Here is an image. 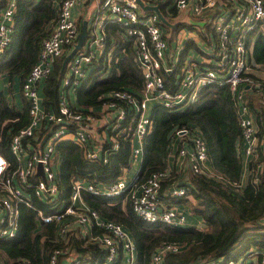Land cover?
Here are the masks:
<instances>
[{"label": "built area", "instance_id": "obj_1", "mask_svg": "<svg viewBox=\"0 0 264 264\" xmlns=\"http://www.w3.org/2000/svg\"><path fill=\"white\" fill-rule=\"evenodd\" d=\"M87 1L60 0L53 30L43 41L38 61L22 82L21 90L29 102L30 117L28 124L13 135L10 143L11 153L17 161L16 168L9 171L8 160L0 153V238L11 239L17 235L18 204L33 207L36 198L47 202L51 208L46 213L34 207L37 215L46 222L58 223V232L62 238L77 236L85 243L96 244L102 249L83 252L70 247L56 249L50 256L49 264H59L62 255L68 256L72 264H136V243L130 232L122 224L103 217L85 201L82 192L109 197L126 194V198L132 202L133 211L143 220L187 225V213L175 205H165L159 195L162 178L168 173L154 172L141 181L138 179L137 168L141 166L144 157V137L152 128L151 107L160 104L169 109L185 108L198 99L203 86L211 83L228 84L238 104L243 159L248 162L256 155L259 131L251 114L247 92L260 89L263 85L247 74L248 32L260 31V26L264 25V0H143L145 4L168 2L169 7H174L178 13L203 22L205 26L213 28L215 33L214 42L209 37L206 40L210 43L201 42V61L185 60L179 66L181 76L171 85L166 81L165 74H170L178 67L179 49L189 32L203 33L200 23L192 25V28H179L170 40L165 25L155 11L143 10L135 0H101L99 8L104 14L108 11L109 19L122 28L143 77L144 85L139 97L127 89H116L108 94L112 98L127 101L132 108L134 116L130 118L131 123L127 127L124 124L125 128L122 127V122L127 118L125 106L110 101L105 103L102 109L105 111L97 115L92 107L86 110L73 107L67 97L68 88L77 89L81 86L96 66L93 67L97 58L95 48L104 47L106 43V34L101 26L103 18L99 22L101 33L95 27L90 40L67 62L56 112L45 107L40 93L42 82L57 60L76 44L79 27L73 17L74 8ZM16 4L17 0H6L0 9V55L5 53L12 41ZM117 46L119 44H115V48ZM207 47L210 50L208 53L204 52ZM97 64L100 66L99 72L108 69V63ZM260 90H264V87ZM45 120L56 124L44 140L45 146L38 148L26 143V138H36V132ZM97 125L102 128L103 152L101 145L92 141ZM120 133L128 134L131 141L128 162L122 172L114 180L101 185L94 182L85 184V180L74 176L68 196L64 199L54 168L58 142L71 139L83 147L85 158L104 163L111 153L119 149ZM170 154L177 164V172L178 169L187 170L188 174L213 172L208 163L205 140L196 125H183L172 133ZM39 163L42 164L43 177L37 174ZM172 170L167 168V171ZM131 172H135L132 177ZM188 183L190 178L181 174L179 180L171 184L168 194L172 197L190 195ZM181 248L182 244L178 242L163 243L152 255L153 264H166L164 255ZM242 263L241 259L210 258L201 264Z\"/></svg>", "mask_w": 264, "mask_h": 264}, {"label": "trees", "instance_id": "obj_2", "mask_svg": "<svg viewBox=\"0 0 264 264\" xmlns=\"http://www.w3.org/2000/svg\"><path fill=\"white\" fill-rule=\"evenodd\" d=\"M5 2L6 0H0V9ZM59 3L60 0H17L12 41L5 53L0 55V78L8 77L7 89L10 91L16 84L22 85L38 61L43 41L51 34L58 17ZM160 9L169 21L179 19L178 29L189 25L180 19L181 14L175 8L169 9L168 2L162 3ZM170 11L173 12L172 15L169 14ZM122 43H125V51L121 53ZM249 46L248 39V48ZM117 55H121L120 60L112 63L110 73L104 77L95 72L100 67L97 62L93 64V67L96 66L92 68V74L78 87L77 100L80 106H72L83 110L92 107L98 115L105 111H102V105L115 101L126 107L127 118L122 122V127L124 124L127 127L131 123L130 118L134 116L132 108L127 101L112 98L108 94L116 89H127L139 97L144 84L139 65L133 60L131 44L121 42L116 50ZM64 56L57 60L44 83V105L53 112L57 111L60 100ZM260 63H264L263 35L258 36L255 46L248 54L247 74L264 87V78L253 71ZM165 78L170 85L175 80L173 74H165ZM260 89L254 91L262 98L264 90ZM24 100L23 106L17 108L9 103L5 89L0 90V153L8 160L9 171L17 166L10 149L12 137L29 122V102ZM150 117L152 129L144 137V158L139 180H145L154 172H167L162 178L159 192L161 200L172 198L168 194L169 188L177 177L180 178L174 170L167 171L172 133L183 125H196L200 128L207 146L208 163L213 172L191 174L187 185L190 187V195L195 198L191 203L192 209L203 217L206 228L143 220L133 211L129 198L122 203L121 197L84 192L85 201L103 217L122 224L130 232L136 243V264H153L152 255L165 242L182 244L179 251L164 255L166 264H201L210 258L241 259L242 264H262L264 154L258 147L256 155L249 161L250 173L247 180L242 183V129L238 104L228 84L211 83L203 86L198 99L185 108L169 109L160 104L153 105ZM55 125L53 122L43 121L36 132V138L30 137L24 141L31 145L41 142ZM119 140L120 148L111 153L104 163L85 158L82 149L71 140L58 142L56 152L60 163L57 176L64 199L68 196L73 176L110 182L122 172L128 162L131 141L126 133H120ZM113 201L119 202L110 203ZM163 203L169 204L167 200ZM33 204V207L18 204L17 235L11 239L0 238V264H49L51 254L56 249L66 247L79 252L102 250L96 244L85 243L77 236L62 238L58 232V223L46 222L37 215L35 208L48 213L50 205L36 198Z\"/></svg>", "mask_w": 264, "mask_h": 264}, {"label": "crops", "instance_id": "obj_3", "mask_svg": "<svg viewBox=\"0 0 264 264\" xmlns=\"http://www.w3.org/2000/svg\"><path fill=\"white\" fill-rule=\"evenodd\" d=\"M100 2H101V0H88L82 6L75 7L74 12H73V17L76 20L78 27H79V34H78L77 40H78L80 33L82 31V27L84 25V22L87 23V35L84 39V43H83L82 47H84L85 43H87V41L90 40L91 36H93L95 27H96V31H99L101 33V28L98 27V24L103 18V20L101 21V26H102V29H104L105 34H106V38H105L106 43H105L104 47L97 46L95 48L96 53H97V58L95 61L97 63H101V62L108 63V69L106 71H103V72H101V71L100 72L95 71V72L99 73V75L101 77H104L110 73V71L112 69V63L118 62L121 58V55H119V56H117L118 59L117 60L115 59L116 50H117V48H115V44L120 45L121 42H128V41L124 35L122 28L117 23L110 20L109 16H106V17L104 16V12H102V10L99 8ZM171 8H174V7H169V9H171ZM167 12H168V10H167ZM180 14H181L180 19H183V21L188 22V24H189L186 27L192 28L191 27L192 25L200 23V25L203 28L204 34L200 31L198 33L192 31V32H189V35L186 36V38L184 39L182 47H180V49H179L180 57H179L178 67L176 66L175 70L170 73V75H172V74L174 75L175 79L177 77L179 78L181 76L179 66H181L180 64L185 62V60H193L195 58L201 59L200 54H203L202 53L203 49L200 48V45H201L202 41H205L206 43H210L209 41L206 40L207 37L210 38L211 42H214V40L216 39L213 28H209L208 25L205 26L203 22L195 20L193 17H187L183 13H180ZM177 20H179V19H176L175 21L172 22L174 24L173 26H166L165 25V28L167 29L170 40L173 39V37L176 35V33L179 30L178 26H177ZM259 30L260 31H258V29H257V30H254V32H252V31L248 32L249 33L248 39L250 40V46L248 48V54L251 53L253 47L255 46L258 36L263 35V37H264V25H261ZM118 42H120V43H118ZM124 44L125 43H122V47H124ZM73 47L71 49H67L66 52L64 53V55L66 56L73 49ZM122 47L120 49L121 53L125 51V50H122ZM192 48H195V49L192 52V56H190L189 50ZM133 56H134V54H133ZM133 60H134V58H133ZM116 70L118 71V68ZM253 71L255 72L256 75L264 78V63L258 64L257 67L254 68ZM89 76L86 78V80L89 78ZM44 83H45V80L42 82L41 88H40V93H41L43 98H44ZM8 84H9L8 77L3 76L0 78V90L5 89V91L7 92V97H8L9 103L11 105H14L17 108H21L23 106V102H25L24 99H26L22 94L21 83L19 86H17V84H16V86L13 88L12 91H10L9 88L7 89ZM77 91H78V88L77 89L68 88V91H67V97H68L70 104L73 106H76V107L80 106L78 103V100H77ZM257 93H258L257 91L250 89L247 92V97H248V99H250V108H251L252 117L256 120L257 126H258L259 147H260V150L263 151L264 150V99H262L263 97L260 98L261 95L257 94ZM103 107L104 106L102 105V109H103ZM152 107H151V110H152ZM101 131H102L101 126L97 125L94 132H93L92 141L99 143L101 145V148H100L101 152H103L104 144H103V140L101 139L102 138ZM44 140H42L41 142H38L35 145L38 148L44 147L45 143H46V142H44ZM63 140H71V139H63ZM60 141H62V140H60ZM71 141L75 142L73 140H71ZM77 145L82 149V152L84 155L83 147H81L79 144H77ZM102 146H103V148H102ZM56 150H57V148H56ZM54 160H55L54 161L55 162L54 168H55V171L57 173V171H58L57 167L59 166L60 160L57 159V152L56 151H55V155H54ZM142 162H143V160H142ZM248 164H249V161L247 162V160L243 159V171H242V177H241L242 183L246 182L247 177L250 173V169H249ZM176 165L177 164L175 162L173 155L170 154L169 161L167 164V168H172L175 171V173H177L179 176L181 174H183L186 177L188 176V178L191 177V174H188L187 170L178 169V172H177ZM141 167H142V163H141V166H139L137 168L138 179H139ZM260 168H261V165H260ZM42 171H43V169H42ZM37 174L43 177V175L38 172V166H37ZM130 174H132V176H134L135 172H131ZM72 178H71V180H72ZM81 179L85 180V182H84L85 184H87L89 182H94L97 185H101V184H105L106 182H108V181H103V180L93 181V180H91V178H81ZM84 192H87V191H83L82 195L84 194ZM125 195L126 194L121 195V196H116V197H121L122 203H125V201H126ZM183 198L187 199L188 201H184ZM165 200H167V202L169 204L175 205L179 210L187 213V215H188L187 226L194 225V226H197L198 228H206L207 224L204 221L203 217L201 215L195 213L192 209L191 203L195 201V198L192 195H188L185 197L176 196V197H172V198H163L162 202H164ZM116 202H119V201H113L110 203H116ZM59 264H70V259H68V256L63 255L61 257V259L59 260Z\"/></svg>", "mask_w": 264, "mask_h": 264}, {"label": "water", "instance_id": "obj_4", "mask_svg": "<svg viewBox=\"0 0 264 264\" xmlns=\"http://www.w3.org/2000/svg\"><path fill=\"white\" fill-rule=\"evenodd\" d=\"M139 6L145 10V11H155L158 15V17L160 18L161 22L166 25V26H173L174 24L169 21L165 16L164 14L161 12L160 10V7L162 5V2H158L156 4H145L143 0H135ZM87 35V23L84 22V25L82 27V31L80 33V36L76 42V44L74 45L73 49L64 57L63 59V62H62V68L61 70H64L67 62L69 61V59L73 56V54L79 49L82 47L83 43H84V39ZM38 172L42 175L43 174V171H42V164L39 163L38 165Z\"/></svg>", "mask_w": 264, "mask_h": 264}, {"label": "rangeland", "instance_id": "obj_5", "mask_svg": "<svg viewBox=\"0 0 264 264\" xmlns=\"http://www.w3.org/2000/svg\"><path fill=\"white\" fill-rule=\"evenodd\" d=\"M107 14H108V11H105L104 16H107ZM110 18L113 19L114 16L111 15ZM99 26H100V23L98 24V27H99ZM207 48H208V47H207ZM194 49H195V48H192V49L189 50V55H190V56H192V52L194 51ZM209 51H210L209 48H208L207 50H205V52H207V53H208ZM194 53H195V52H194ZM198 53H199V52H198ZM200 57H202V54H200ZM193 58H194V57H193ZM195 59H196V58H195ZM213 59H214V58H213ZM197 60L201 61V59H197ZM214 60H215V59H214ZM187 61H189V60H187ZM202 62H203V61H202ZM132 174H133V173H132ZM132 174H130L131 177H132ZM176 180H179V177H177ZM191 199H192V198H191ZM196 221H197V220H196ZM192 226H194V225H192ZM195 227H197V226H195ZM197 228H198V227H197Z\"/></svg>", "mask_w": 264, "mask_h": 264}]
</instances>
